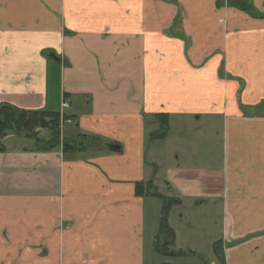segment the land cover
<instances>
[{
	"label": "crops",
	"instance_id": "0c3cea01",
	"mask_svg": "<svg viewBox=\"0 0 264 264\" xmlns=\"http://www.w3.org/2000/svg\"><path fill=\"white\" fill-rule=\"evenodd\" d=\"M244 1L250 12L227 0H0V105L60 112L66 100L65 137L98 139L69 153L2 140L0 264H145L154 192L220 208L213 251L264 264V0ZM217 116L221 163L155 147Z\"/></svg>",
	"mask_w": 264,
	"mask_h": 264
},
{
	"label": "rangeland",
	"instance_id": "374dc122",
	"mask_svg": "<svg viewBox=\"0 0 264 264\" xmlns=\"http://www.w3.org/2000/svg\"><path fill=\"white\" fill-rule=\"evenodd\" d=\"M200 120V119H199ZM195 124V123H194ZM58 128L60 130V137L66 136L65 127L70 124H66L60 118ZM202 125L200 129L194 131V127L187 125V131L183 132L186 142L183 144L176 143L174 140L169 142H157L155 147L161 149L165 154L172 147L179 149H185L186 153L184 157H191L196 161V164L202 165V162L216 161L218 164L222 161L223 155V122L222 118L212 117L210 128L206 127L203 119L199 122ZM61 126H64L63 128ZM36 131L39 133V138H45L48 135V130L45 128H38ZM35 139H31L30 142L23 141L19 143L20 146H35ZM37 142V141H36ZM154 157H162L161 154L154 155ZM201 162V164H199ZM164 166V165H163ZM160 176L162 177V167L159 168ZM162 189H167L164 183H160ZM160 188V190H161ZM165 194L164 191H161ZM167 193V192H166ZM154 196V195H153ZM152 196V197H153ZM151 199V210L148 213V229L150 233L155 237L154 248L149 247L150 234L146 233V256L145 264H217L220 262L219 257L216 256L213 251V241L215 238L221 237V210L220 208L211 209L210 206H194L193 204L174 203L169 206L167 212V222L175 234L174 245L172 246L168 242L170 238L168 235L160 230V223L162 217V205L163 202L156 195ZM215 207H218L216 205ZM153 210L152 216H150ZM153 218V219H152ZM164 244L167 246L164 247ZM160 247L163 253H167L172 256L171 252L180 251L183 254L176 257H162L156 253L155 247ZM164 247V248H163ZM219 249V248H218ZM220 250V249H219ZM222 253V251H221Z\"/></svg>",
	"mask_w": 264,
	"mask_h": 264
},
{
	"label": "trees",
	"instance_id": "16d2710c",
	"mask_svg": "<svg viewBox=\"0 0 264 264\" xmlns=\"http://www.w3.org/2000/svg\"><path fill=\"white\" fill-rule=\"evenodd\" d=\"M229 5L238 8L245 12H250L251 7L248 6L246 1L244 0H227ZM66 118L70 119L68 116ZM60 113L59 112H49V111H27L19 109L15 106L9 104L0 105V152L5 148L2 144V140L7 135H13L18 138L19 141L30 142L31 139H35V150L37 151H49L56 148H61L63 152L69 153L75 150H78L89 145L90 141H96L97 138H86L83 137L78 143H74L72 140L67 139L65 136L60 137V130L58 128V124L60 121ZM167 118L165 121H162V129L163 132H160V136H163L167 129ZM45 128L48 130V135L45 138H39V133L36 129ZM25 150H29L28 146H24ZM143 185L141 183H137L136 185V193L138 195L143 194ZM153 195L160 198L163 202L162 205V217L160 223V230L165 232L170 241H166L173 246L175 234L173 230L169 227L167 222V212L169 206L174 203H178L177 200L166 198L157 192H154ZM218 244V243H217ZM167 245L164 244V247ZM163 247V248H164ZM155 251L158 255L162 257H176L183 252L175 251L171 252L172 256H169L167 253H163L160 247L156 246ZM215 254L219 257L220 264H224L223 256L221 251L218 249V245L215 246ZM162 264H170V263H162Z\"/></svg>",
	"mask_w": 264,
	"mask_h": 264
},
{
	"label": "built area",
	"instance_id": "2783aa9c",
	"mask_svg": "<svg viewBox=\"0 0 264 264\" xmlns=\"http://www.w3.org/2000/svg\"><path fill=\"white\" fill-rule=\"evenodd\" d=\"M68 107H69L68 102L66 100H63L61 102V111L59 113H60L61 120L63 122H65L66 124H71L72 123L71 120L65 117L66 115L64 114V111H63L64 109ZM61 127L63 128L64 126H61Z\"/></svg>",
	"mask_w": 264,
	"mask_h": 264
},
{
	"label": "water",
	"instance_id": "95a60500",
	"mask_svg": "<svg viewBox=\"0 0 264 264\" xmlns=\"http://www.w3.org/2000/svg\"><path fill=\"white\" fill-rule=\"evenodd\" d=\"M117 148V147H116Z\"/></svg>",
	"mask_w": 264,
	"mask_h": 264
}]
</instances>
